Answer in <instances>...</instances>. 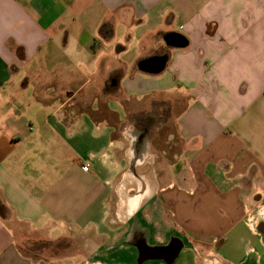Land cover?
<instances>
[{"label":"crops","instance_id":"0c3cea01","mask_svg":"<svg viewBox=\"0 0 264 264\" xmlns=\"http://www.w3.org/2000/svg\"><path fill=\"white\" fill-rule=\"evenodd\" d=\"M202 260L264 264V0H0V264Z\"/></svg>","mask_w":264,"mask_h":264},{"label":"rangeland","instance_id":"374dc122","mask_svg":"<svg viewBox=\"0 0 264 264\" xmlns=\"http://www.w3.org/2000/svg\"><path fill=\"white\" fill-rule=\"evenodd\" d=\"M161 136V135H160ZM157 138H159L158 140H157V142H155L156 144V147H155V149L159 152V153H162L161 152V150L163 149V146H162V141H163V139H162V136H161V138L160 137H157ZM202 259H209V257H202ZM197 261H199V260H197ZM202 262H203V260H202ZM206 262H203L202 264H205ZM214 264H216V263H214Z\"/></svg>","mask_w":264,"mask_h":264},{"label":"built area","instance_id":"2783aa9c","mask_svg":"<svg viewBox=\"0 0 264 264\" xmlns=\"http://www.w3.org/2000/svg\"><path fill=\"white\" fill-rule=\"evenodd\" d=\"M85 169H87L88 168V165H85V167H84Z\"/></svg>","mask_w":264,"mask_h":264}]
</instances>
